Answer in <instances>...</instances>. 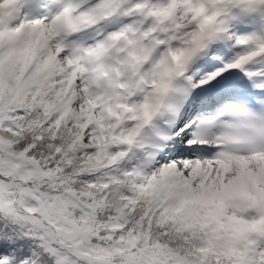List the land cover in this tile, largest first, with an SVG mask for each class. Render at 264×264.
<instances>
[{
	"label": "snow or ice",
	"instance_id": "1",
	"mask_svg": "<svg viewBox=\"0 0 264 264\" xmlns=\"http://www.w3.org/2000/svg\"><path fill=\"white\" fill-rule=\"evenodd\" d=\"M0 264H264V0H0Z\"/></svg>",
	"mask_w": 264,
	"mask_h": 264
}]
</instances>
